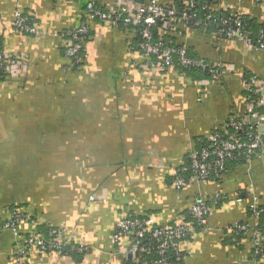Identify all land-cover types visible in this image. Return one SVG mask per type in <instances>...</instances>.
<instances>
[{"label":"crops","instance_id":"crops-1","mask_svg":"<svg viewBox=\"0 0 264 264\" xmlns=\"http://www.w3.org/2000/svg\"><path fill=\"white\" fill-rule=\"evenodd\" d=\"M84 3L0 0L2 47L21 57V77L0 81V264H16L14 252L37 224L64 230L88 250L73 258L31 249L27 264H120L112 241L118 219L150 213L170 223L187 215L197 193L209 203L212 229L181 240L182 264H250V238L226 229L252 224V195L264 206V151L180 193L172 179L189 149L242 111V76L264 83V51L190 28L193 52L222 68L215 81L197 82L175 68L146 66L131 30L94 20L85 64L67 70L57 33L79 22ZM220 3L264 22V3ZM16 9L34 18L39 35L13 29ZM13 208L37 224L20 225L17 235L2 228Z\"/></svg>","mask_w":264,"mask_h":264},{"label":"built area","instance_id":"built-area-1","mask_svg":"<svg viewBox=\"0 0 264 264\" xmlns=\"http://www.w3.org/2000/svg\"><path fill=\"white\" fill-rule=\"evenodd\" d=\"M260 5L262 0H253ZM221 6L205 5L201 14L196 0H183L181 7L168 5L163 0H85L79 22L72 28L57 34L64 45L67 59L65 69L70 70L82 61L84 40L89 35L87 21H103L109 25L123 27L140 35L137 48L146 66H159L163 69L178 64L183 68L206 70L215 79L222 71L221 65L204 58H194L188 54L187 30L211 29V34L236 40L253 50L264 51V30L257 37L250 36L244 27L241 13L230 11L227 15L216 14ZM225 7V6H223ZM222 13V12H220ZM181 23L179 35L183 36L179 46L155 39L153 27L159 23L164 28L172 23ZM15 31L29 35H39L41 31L34 18L16 9L12 16ZM21 64V57L9 54L0 46V75L14 76ZM244 107L229 117L226 123L215 126L205 136V143L199 148H191L174 171L172 187L180 193L191 182L223 176L230 161L251 160L264 151V83L254 74L246 73L241 78ZM251 218L229 225L226 230L242 234L251 241L250 264H264V227L260 226L264 207L252 195ZM214 201H217L215 197ZM241 201V198H237ZM187 215L179 213L170 223H161L153 214L127 213L118 219L112 241L117 244L120 264H179L182 263L181 240L197 228L212 229L208 217L210 206L201 193L193 196L188 205ZM35 226V217L24 209H12L3 221L2 228L10 229L17 235L22 225ZM20 248L14 252L16 264H27L26 254L31 249L55 252L61 256L67 253H82L88 248L74 241L64 230L48 226L46 231L34 230L22 237Z\"/></svg>","mask_w":264,"mask_h":264},{"label":"trees","instance_id":"trees-1","mask_svg":"<svg viewBox=\"0 0 264 264\" xmlns=\"http://www.w3.org/2000/svg\"><path fill=\"white\" fill-rule=\"evenodd\" d=\"M165 1L168 5H176L177 8H180L181 7V3L183 0H163ZM199 4V9H202L205 5H209V6H221L222 5V8L219 7V9L215 10V13L216 14H222V15H227L230 10L229 8H225L223 7L224 4L220 3L221 0H196ZM264 3V0H262V3ZM222 12V13H220ZM206 13V9H202V12L201 14L204 15ZM241 19L244 23V27L248 30V32L250 33V36H252L253 38L254 37H257L258 35V32L260 30H264V22H259L257 20V18L251 16V15H246V14H241ZM89 22L87 21V24ZM89 26V25H88ZM74 27V26H73ZM72 28V27H71ZM119 28L120 29H124L123 27H120L119 25ZM193 28V27H191ZM153 36L155 39H162L163 41L167 42L168 44H171V45H174V46H179L182 42V40L184 39L182 35H179L178 34V31L181 29V23H172V25H169V26H166V27H162L161 24L159 23L158 25L154 26L153 28ZM63 30H66V29H63ZM206 33L208 32H211V29L210 28H206L205 31ZM22 33V32H21ZM25 35H28L26 33H24ZM90 30H89V35L85 38V40L83 41L84 42V46H85V43L86 41H88L89 37H90ZM217 38H222V37H219V36H215ZM140 40V35L137 34V33H133V36L131 38V41L137 45V43L139 42ZM188 43V42H187ZM0 46L2 47V44H1V41H0ZM62 47H63V53H64V45H63V42H62ZM188 49V54L191 56V57H194V58H198L200 56H197L195 54V52H193V49L191 46L188 45L187 47ZM84 50L82 51V54H83ZM202 58V57H200ZM66 59V58H65ZM205 59V58H204ZM67 60V59H66ZM142 62L143 59H142ZM85 64V59L84 57L82 56V61L79 65V67H82L83 65ZM78 65L76 67H74L73 69L75 70L79 68ZM172 68H175L177 70L178 73H180L181 75L185 76V77H189L191 78L192 80H195L197 82H200L204 79H207L208 81L209 80H216V78L214 79L213 76L211 74H209L206 70H202L200 68H191V69H187V68H183L181 67L180 65L178 64H174ZM72 69V70H73ZM21 77L20 74H19V71L16 72V75L14 76H9V75H0V81L4 80L5 79H9L11 82L14 80V79H17ZM228 121V119L224 122L226 123ZM205 143V138L201 139V144L199 147H201L202 145H204ZM239 164H244V160H238V161H230L227 163V166H237ZM262 207H264L263 205H261ZM15 209V208H13ZM18 209H21V208H18ZM12 210V209H11ZM260 226L261 227H264V215L261 217V220H260ZM37 227V230H41V231H46V229L48 228L47 225H44V224H37L36 225ZM84 252L82 253H76V252H69L67 253L69 256L75 258V256L77 255H81V254H84ZM179 264H182V263H179Z\"/></svg>","mask_w":264,"mask_h":264},{"label":"rangeland","instance_id":"rangeland-1","mask_svg":"<svg viewBox=\"0 0 264 264\" xmlns=\"http://www.w3.org/2000/svg\"><path fill=\"white\" fill-rule=\"evenodd\" d=\"M187 35V34H186Z\"/></svg>","mask_w":264,"mask_h":264}]
</instances>
